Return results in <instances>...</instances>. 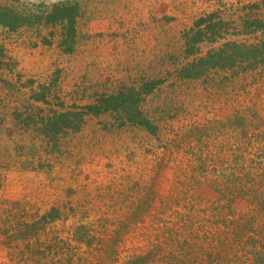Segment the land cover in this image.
<instances>
[{"label":"rangeland","instance_id":"obj_1","mask_svg":"<svg viewBox=\"0 0 264 264\" xmlns=\"http://www.w3.org/2000/svg\"><path fill=\"white\" fill-rule=\"evenodd\" d=\"M263 41L264 0H0V264H264Z\"/></svg>","mask_w":264,"mask_h":264},{"label":"trees","instance_id":"obj_2","mask_svg":"<svg viewBox=\"0 0 264 264\" xmlns=\"http://www.w3.org/2000/svg\"><path fill=\"white\" fill-rule=\"evenodd\" d=\"M68 17H69V22L70 24H74L73 23V18H74V8L73 7H68ZM73 19V20H72ZM262 45H260L261 47H259V49L256 50H245L242 53H240V57L244 58L243 59V65L244 68L243 70L245 71V69H253L256 66H258L261 63H264V41L261 43ZM218 59L217 61H215V59ZM223 61L222 56L216 55L214 57H212V55L209 56V58L207 59L206 62H211L213 64H215L214 62H219V61ZM214 61V62H213ZM213 67H216L215 65H213ZM217 68V67H216ZM206 72H194L193 69L185 72L186 75H184V78H189V76H194L195 78H199L200 76L204 75ZM206 75V74H205ZM147 90V89H146ZM136 96H132L131 94L128 95H118L115 98H111L113 100V103L109 105V103H107V105H105L104 110L106 111L109 108H115V109H129L130 111H135L136 110V106L138 104V99L135 98ZM134 100V102H132ZM130 101V102H129ZM108 102V101H107ZM96 113H99L100 110H95ZM129 112V111H128ZM135 123V122H134ZM141 126H144L146 128H150L149 122L145 119L143 121H139L138 122ZM264 260V258L262 259Z\"/></svg>","mask_w":264,"mask_h":264}]
</instances>
